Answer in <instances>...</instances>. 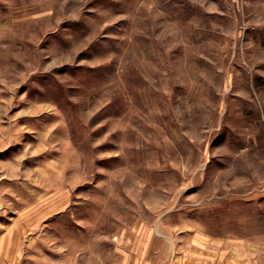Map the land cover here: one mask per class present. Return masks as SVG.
<instances>
[{
    "label": "rangeland",
    "instance_id": "1",
    "mask_svg": "<svg viewBox=\"0 0 264 264\" xmlns=\"http://www.w3.org/2000/svg\"><path fill=\"white\" fill-rule=\"evenodd\" d=\"M2 230L20 264H264V0H0Z\"/></svg>",
    "mask_w": 264,
    "mask_h": 264
},
{
    "label": "crops",
    "instance_id": "2",
    "mask_svg": "<svg viewBox=\"0 0 264 264\" xmlns=\"http://www.w3.org/2000/svg\"><path fill=\"white\" fill-rule=\"evenodd\" d=\"M6 231H0V264H10L12 261L19 262L22 254L25 255L24 244L21 245L20 242H12L10 240V234ZM20 264V262H19Z\"/></svg>",
    "mask_w": 264,
    "mask_h": 264
}]
</instances>
